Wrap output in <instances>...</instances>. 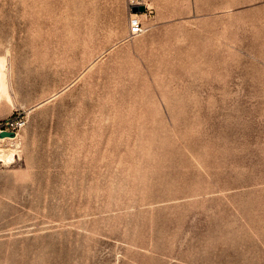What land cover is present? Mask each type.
Segmentation results:
<instances>
[{"label": "rangeland", "instance_id": "obj_1", "mask_svg": "<svg viewBox=\"0 0 264 264\" xmlns=\"http://www.w3.org/2000/svg\"><path fill=\"white\" fill-rule=\"evenodd\" d=\"M138 1L0 0V264H264V0Z\"/></svg>", "mask_w": 264, "mask_h": 264}, {"label": "bare ground", "instance_id": "obj_2", "mask_svg": "<svg viewBox=\"0 0 264 264\" xmlns=\"http://www.w3.org/2000/svg\"><path fill=\"white\" fill-rule=\"evenodd\" d=\"M134 4H136V5L142 4V5H145L146 7L150 8L149 5H146V0H139L138 2H135ZM132 15H133V17L131 20H138L139 21V15L138 14L133 13ZM130 28H131V24H130ZM129 34H130V31H129ZM9 56H10L9 50H7L3 54H0V106L3 103H8L11 105H17L14 102V92H13L12 75H11L12 64H11ZM95 61L97 62V59L92 61L88 65V67ZM84 72H86V71H84ZM56 94H58V93H55L54 95H56ZM54 95H52V97ZM48 99H46V100H48ZM29 110L31 111V108L28 109V112H29ZM21 129L16 132V135L14 137H2L0 135V143L6 142V141L8 143L9 142L12 143V146L10 148H5V147H3V145H0V162H3L5 164L12 163L16 160L17 156L20 154L22 142H23L21 139V135H20Z\"/></svg>", "mask_w": 264, "mask_h": 264}, {"label": "built area", "instance_id": "obj_3", "mask_svg": "<svg viewBox=\"0 0 264 264\" xmlns=\"http://www.w3.org/2000/svg\"><path fill=\"white\" fill-rule=\"evenodd\" d=\"M143 32V24L138 20H131L130 37H135ZM26 121L22 117L8 118L5 123H1L2 128L15 133L24 127ZM2 131V129H0Z\"/></svg>", "mask_w": 264, "mask_h": 264}, {"label": "water", "instance_id": "obj_4", "mask_svg": "<svg viewBox=\"0 0 264 264\" xmlns=\"http://www.w3.org/2000/svg\"><path fill=\"white\" fill-rule=\"evenodd\" d=\"M135 10L136 11H138V10L144 11V10H146V6L145 5H140L139 7H136ZM0 135L2 137H5V136H15L16 133L14 131H2V132H0Z\"/></svg>", "mask_w": 264, "mask_h": 264}]
</instances>
